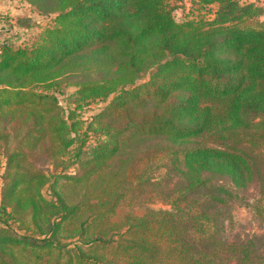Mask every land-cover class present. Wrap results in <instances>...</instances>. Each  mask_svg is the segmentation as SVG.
<instances>
[{
  "label": "trees",
  "instance_id": "16d2710c",
  "mask_svg": "<svg viewBox=\"0 0 264 264\" xmlns=\"http://www.w3.org/2000/svg\"><path fill=\"white\" fill-rule=\"evenodd\" d=\"M27 1L55 27L0 45V264H264V236L221 239L212 207L232 193L211 183L264 191V23L251 24L263 9L193 0L217 5L205 19L177 18L171 0ZM61 80L76 108L106 105L64 116ZM161 140L179 176L171 210L115 221L129 193L161 186L154 150L141 152ZM61 178L84 192L63 196Z\"/></svg>",
  "mask_w": 264,
  "mask_h": 264
},
{
  "label": "rangeland",
  "instance_id": "374dc122",
  "mask_svg": "<svg viewBox=\"0 0 264 264\" xmlns=\"http://www.w3.org/2000/svg\"><path fill=\"white\" fill-rule=\"evenodd\" d=\"M255 1L263 11L251 24L259 25L264 23V0ZM171 4L183 7L176 11L177 18L185 17L187 13H194L205 19H212L214 12L217 10V5L210 6L211 11L200 9L193 0H171ZM54 17V15L41 13L27 0H0V45L3 43L14 46H33L37 44L46 35L47 30L55 27ZM147 78L148 75L144 76L142 80L144 81ZM69 82V80H61L52 87L58 101L64 108V116L72 110L75 113V118L77 116L83 121H88L92 115L106 105L104 101H95L81 109L76 108V88ZM81 131H83V128ZM98 139L97 136L92 138L89 134L87 145L83 146L81 157L87 155ZM80 141L76 144L77 146ZM147 145L141 148V152H147V149L154 150L150 175L154 180L161 182V186L156 187L155 190L153 187L147 186L143 189L141 196L140 194L138 196V193H133V195L129 193L127 198L118 206L114 217L115 221L121 222L126 221L127 218L141 217L151 211L171 210L169 204L170 190L179 184V176L170 162V154H167V150L163 149L166 147V142L162 140L161 142L153 141L149 146ZM4 164L5 158L3 164H1L0 174L4 171ZM65 183H67V180L61 178L55 185L56 190L62 192L63 196L77 197L84 192L81 187L80 190L73 186H67ZM211 183L216 186L221 185L232 193L231 196H223L226 199L225 203L216 204L215 207H212L216 211L215 213H218V219L223 224L220 231L221 239L226 242H238L245 241V239L253 236H264V191H261L257 185L245 190H238L233 188L226 179L221 178H212ZM44 195L48 199L51 198L50 192L46 189Z\"/></svg>",
  "mask_w": 264,
  "mask_h": 264
},
{
  "label": "built area",
  "instance_id": "2783aa9c",
  "mask_svg": "<svg viewBox=\"0 0 264 264\" xmlns=\"http://www.w3.org/2000/svg\"><path fill=\"white\" fill-rule=\"evenodd\" d=\"M241 3H243V4H245V3H255L257 5L255 0H253V1L252 0H242Z\"/></svg>",
  "mask_w": 264,
  "mask_h": 264
}]
</instances>
